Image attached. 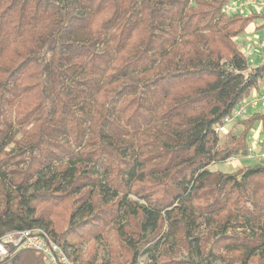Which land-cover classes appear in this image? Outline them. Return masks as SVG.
Listing matches in <instances>:
<instances>
[{"label":"trees","instance_id":"16d2710c","mask_svg":"<svg viewBox=\"0 0 264 264\" xmlns=\"http://www.w3.org/2000/svg\"><path fill=\"white\" fill-rule=\"evenodd\" d=\"M230 1L0 0V235L41 228L73 264H264L262 106L216 130L264 82L242 51L264 13Z\"/></svg>","mask_w":264,"mask_h":264},{"label":"built area","instance_id":"2783aa9c","mask_svg":"<svg viewBox=\"0 0 264 264\" xmlns=\"http://www.w3.org/2000/svg\"><path fill=\"white\" fill-rule=\"evenodd\" d=\"M263 12L264 0H232L224 6L227 14ZM253 44V42H252ZM258 55L259 62H264V42ZM245 57L252 55L249 45L242 48ZM264 103V90L258 95H253L248 99H243L233 108L231 115L224 118V124L218 126L216 130L225 134L232 118L243 116L250 108ZM249 152L247 157H251ZM259 159H264V150L258 154ZM21 249H28L39 253L48 264H73L64 249L61 248L51 237L41 228L21 229L7 231L0 235V264H6L9 256Z\"/></svg>","mask_w":264,"mask_h":264},{"label":"rangeland","instance_id":"374dc122","mask_svg":"<svg viewBox=\"0 0 264 264\" xmlns=\"http://www.w3.org/2000/svg\"><path fill=\"white\" fill-rule=\"evenodd\" d=\"M260 24H261V19H257L254 23L255 26H258ZM252 29H253V31H252ZM252 29H251V31L254 33H251V34L247 33L243 37V39L246 41V43L243 45V48L247 45H249L251 47V49L253 50L252 55L247 56L246 59H247V62L249 64H251V65L256 64L257 65L260 63L258 55L260 53V49L263 46L262 43L264 42V27L258 28V30L254 29V28H252ZM248 32H250V31H248ZM252 42H253V44H252ZM263 90H264V88H263ZM262 105H263L262 107L264 108V103ZM252 108H254V107H252ZM244 160L245 159L229 158L225 162H219V163L211 165L210 170L220 171L223 173L236 172L235 170L237 168L243 166L246 163V161H244ZM84 250H85V252L88 251L87 249H84ZM6 264H8V263H6Z\"/></svg>","mask_w":264,"mask_h":264},{"label":"crops","instance_id":"0c3cea01","mask_svg":"<svg viewBox=\"0 0 264 264\" xmlns=\"http://www.w3.org/2000/svg\"><path fill=\"white\" fill-rule=\"evenodd\" d=\"M251 30V27L248 29V31H250ZM251 32V31H250ZM264 86V82H261V84H260V87H259V89L258 90H253L252 91V94H258L259 92L261 93V91L263 90V87ZM255 94V95H256ZM261 106H263L262 104H261ZM250 110H253L252 108H250ZM261 111H264V108L263 107H261V109H260ZM259 129L258 128H256L255 129V131L254 132H252V135H251V145L254 147V146H256L257 144H259L260 143V141H261V134H259V131H258Z\"/></svg>","mask_w":264,"mask_h":264}]
</instances>
